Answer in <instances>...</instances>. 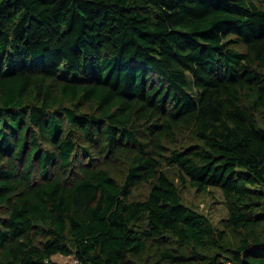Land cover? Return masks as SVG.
<instances>
[{"label":"trees","instance_id":"obj_1","mask_svg":"<svg viewBox=\"0 0 264 264\" xmlns=\"http://www.w3.org/2000/svg\"><path fill=\"white\" fill-rule=\"evenodd\" d=\"M55 255L264 264V0H0V264Z\"/></svg>","mask_w":264,"mask_h":264},{"label":"rangeland","instance_id":"obj_2","mask_svg":"<svg viewBox=\"0 0 264 264\" xmlns=\"http://www.w3.org/2000/svg\"><path fill=\"white\" fill-rule=\"evenodd\" d=\"M75 75L73 73H65L62 69L60 70L61 77L66 76L72 79L76 78ZM168 174L177 182L175 171L169 170ZM146 190V187H141L137 194H141ZM181 196L185 205L206 216L214 226L221 227L222 220L227 217V209L223 203V197L219 188L211 187L208 191L201 193L187 187L181 192ZM51 261L56 264H76L73 256L55 255L51 258Z\"/></svg>","mask_w":264,"mask_h":264}]
</instances>
